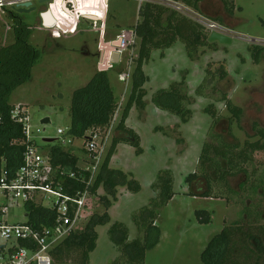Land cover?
<instances>
[{"label": "rangeland", "instance_id": "1", "mask_svg": "<svg viewBox=\"0 0 264 264\" xmlns=\"http://www.w3.org/2000/svg\"><path fill=\"white\" fill-rule=\"evenodd\" d=\"M67 1L48 0L39 3L38 0H33L35 11L23 14V20L32 29L30 44L39 51L40 59L31 70L30 80L12 92L8 102L12 106L21 105L28 109L33 136L37 138L35 144L37 148L47 152L50 147L58 145L57 131H65L70 126L68 112L73 92L86 86L96 73L104 71L108 75L110 85L115 92L116 103L119 106L114 119L113 131L106 145L107 149L115 137V128L120 113L127 103L131 90L132 74L139 49V40L133 37V32L134 27L140 21L138 17L140 1ZM167 1L169 2L144 0L142 3H159L168 6L199 24L204 31L206 29L201 23L202 19L219 26L213 21L214 18H219L227 30V27L231 28L227 31L222 27L231 42L228 45L209 42L210 47L198 50L200 58L196 62L188 59L186 50L180 43H177L171 52L166 54L165 60L159 58L160 51L152 52L149 63L143 67V72L149 77V82L144 85L145 108L149 117L147 122L152 119V114L162 116L160 124L163 126L171 124L172 121H178L179 125H183L181 129L184 133L182 135L178 131L172 136L174 138L179 135L180 138L183 137L186 150L182 156L178 157L179 151L184 146L179 145L178 147L175 145L176 142L161 133L152 134L150 139L154 142L145 147L144 156L134 157L126 166L134 170V178L140 186L146 175L149 177L153 172L152 176L155 179L158 170L162 168V170L171 171L173 175L175 195L160 211L156 222L160 229V240L155 248L145 254L144 264H202L200 256L209 241L224 227L239 220V213L244 208L255 207L258 198L249 199L242 195L229 194L230 201H226L223 198L193 197L188 194L189 189L184 180L195 171L204 141L213 142L207 138L211 127V117L198 111L206 108L211 101L196 97V89L202 81L204 83L206 79H209L204 74L207 64H212V70L216 71L217 64L224 63L228 73L227 78L216 82V90L227 93L232 104L241 108L243 114L240 122L232 123L230 134L222 135L223 139L228 143H238L241 147L245 141L257 140L254 136L253 125L257 124L264 128V53L261 63L254 65L248 48L250 45L264 47V0H228L234 5L232 16L224 11L221 0H204L200 4L202 15L181 3L173 4L170 0ZM174 5H180L183 8L179 9ZM207 13L212 15L207 16ZM206 33L209 36L211 34L208 30ZM12 42V23L7 13L0 9V47ZM113 55H117V59ZM127 74L129 78L124 77ZM183 76L185 85H187V94L194 100L189 107L192 116L186 124H181L175 116L155 109L150 100L156 91L167 89L170 82H180ZM205 93L208 95L210 91L207 90ZM215 105L221 118H229L223 104ZM44 118L50 119L49 125H40V121ZM134 118L140 119L136 124L139 128L136 130L145 138L150 124L144 125L141 122L143 117L138 111ZM37 130L39 133L36 132ZM166 131L171 133V130L166 129ZM203 132L205 139L202 137ZM213 132L221 134L219 129ZM42 139L55 141L46 143ZM82 146V141H75L73 146L64 149L79 156V167H83L82 162L86 160ZM251 166H257L258 173H260L261 169H264V153L255 154L254 164ZM251 166L247 169H252ZM228 181L230 187L237 190L242 181V175L231 177ZM196 187L197 195L206 191L204 182ZM146 191L141 187V191L134 194L136 199L132 209L146 202L143 195L150 193ZM132 195L119 200L120 208L116 204L114 209L109 210L111 223L115 220L125 224L130 240L136 237V230L131 221V213L136 209L130 211L131 208L125 207L124 204L133 197ZM36 202L40 205L38 198ZM41 205L49 206L46 201ZM260 209L259 207L258 210ZM197 211L210 214V222L199 224L195 215ZM25 212L24 204H10L2 221L10 225L26 223L28 219ZM103 212L104 208L97 196L92 201V209L88 214L85 213L78 231L85 227L92 215H101ZM108 229L109 224L96 228L98 239L96 249L90 254L89 264H111L112 260L117 257V250L108 238ZM77 256V253H73L71 260H67L66 264H72V259H76Z\"/></svg>", "mask_w": 264, "mask_h": 264}, {"label": "trees", "instance_id": "2", "mask_svg": "<svg viewBox=\"0 0 264 264\" xmlns=\"http://www.w3.org/2000/svg\"><path fill=\"white\" fill-rule=\"evenodd\" d=\"M171 1L181 3L201 14L200 4L204 0ZM221 2L224 11L232 16L233 3L228 0ZM2 9L12 23L13 42L0 47V164L4 162L5 169L13 172L22 163L25 145L21 126L11 120L10 112L14 106L10 105L8 100L12 92L30 80L31 70L38 63L40 53L30 44L32 29L23 20V15L5 7ZM138 17L140 21L134 27L133 33L139 40V49L132 74L131 90L115 128L120 136L112 139L91 189V194H95L99 188L103 190V195L98 198L104 212L101 215H92L82 230L72 233L50 253L53 264H66L67 260H71L73 253L78 256L72 259V264H89L90 254L96 249L98 239L96 228L107 224L108 238L118 253L111 264H144L145 254L159 243L160 229L156 222L160 211L175 195L171 171L161 170L157 173L151 184L154 197L131 213L136 237L130 240L127 226L121 222L111 223L108 210L117 201L119 187L131 194H137L141 191V186L131 173L112 169L109 163L120 143L130 145L137 156L143 152L138 136L126 128L125 121L131 108L142 111L146 107L144 85L148 78L144 75L142 67L150 60L152 52L160 51L163 56L164 51L180 43L184 46L188 59L196 62L200 58L198 50L210 47L211 44L208 40L209 34L203 27L168 6L145 2L139 7ZM214 19L219 26H223L219 18ZM248 51L254 65L261 63L263 46L250 45ZM217 66L215 71L212 70V64H207L204 74L209 79L202 82L196 90V97L211 101L203 112L211 117L207 138L213 142L204 141L196 169L185 178L184 183L189 189L188 194L193 197L223 198L230 201L229 194L242 195L249 199L257 197L258 203L255 207L244 208L239 213V220L230 223L214 236L201 253L200 260L202 264H264V169L258 173V167L251 166L254 164L255 154L264 153V128L254 124V136L257 140L245 141L242 147L238 143L225 142L222 135L230 134L232 123L240 122L243 113L241 108L232 104L227 93L216 90V82L224 81L228 74L224 63H218ZM185 84L183 76L179 83H171L167 89L156 91L150 99L155 108L177 117L181 124H186L192 116L189 107L193 104V99L188 96ZM207 90L210 91L208 95L205 93ZM215 104H223L229 118H221ZM117 109L107 73H96L86 86L72 94L68 112V134L75 140H84L92 131H103L109 127ZM178 129L179 126L171 133L161 128H156L155 131L172 136ZM215 129L221 130V134H215ZM174 139L177 145L184 144L180 135ZM64 149L58 142V145L47 150L52 173L56 182L64 186L63 191L66 194L75 195L77 191L84 190V184L78 180H70L69 173H75L78 179L87 175L78 169L79 156ZM248 166L252 169L248 170ZM236 175H242V181L238 189L234 190L230 187L228 179ZM203 182L206 191L197 195L196 185ZM25 211L27 222L38 229L49 227L56 216L54 211L31 203L25 204ZM195 215L199 224L210 222V214L205 211H197ZM20 245L23 246L24 243L21 242Z\"/></svg>", "mask_w": 264, "mask_h": 264}, {"label": "built area", "instance_id": "3", "mask_svg": "<svg viewBox=\"0 0 264 264\" xmlns=\"http://www.w3.org/2000/svg\"><path fill=\"white\" fill-rule=\"evenodd\" d=\"M18 0H0V9L15 4ZM183 8L180 5H174ZM202 25L209 33H225V29L213 22L202 19ZM134 35V33H133ZM135 38V35L133 36ZM125 75V78H129ZM119 110V106L117 111ZM108 128L103 131L90 132L84 140H75L65 131L58 130L57 135L61 146H73L75 141H82V150L86 155L83 167H79L87 176H78L69 173L70 180H78L84 184L83 191H77L75 195H68L63 191L64 186L56 182L53 177L51 159L48 151L43 152L35 144L36 137L31 126V116L24 106H14L10 112L11 120L20 125L23 132L25 150L22 155V163L16 171L5 169L4 162L0 166V264H53L50 253L72 233L79 230L85 213L92 209V201L97 197L91 194V189L100 172L101 165L109 149L107 142L113 131L114 119ZM2 117L0 116V125ZM44 131V130H43ZM39 133V131H36ZM43 140V139H42ZM81 148V147H80ZM45 153V154H44ZM87 177V178H86ZM39 199L40 205L37 204ZM44 201L48 207L42 206ZM31 203L54 211L56 216L49 227L35 228L28 222L10 225L2 221L7 207L10 204ZM24 245L21 246L20 243Z\"/></svg>", "mask_w": 264, "mask_h": 264}, {"label": "crops", "instance_id": "4", "mask_svg": "<svg viewBox=\"0 0 264 264\" xmlns=\"http://www.w3.org/2000/svg\"><path fill=\"white\" fill-rule=\"evenodd\" d=\"M23 1H30L31 3H32V6L34 7V5H33V0H23ZM39 1H41V0H38V2ZM48 1V0H47ZM69 1V0H68ZM67 1V2H68ZM140 1V4H139V6H141L143 3V1L144 0H139ZM164 1H166V2H169V1H167V0H164ZM171 1V0H170ZM173 4L175 3L176 4V2H173V1H171ZM69 4V3H68ZM212 12V11H211ZM208 14V16H210V15H212L211 13H207ZM222 27H224V26H222ZM225 28V27H224ZM226 29V28H225ZM227 30V29H226ZM229 31H230V29H228ZM227 30V31H228ZM177 44V43H176ZM176 44L174 45V46H172L171 48H169V49H167L166 51H164L163 52V56H161V53H160V59H162V60H165L166 59V54H169V52H171V50L173 49V47H175L176 46ZM149 63V61L147 62V63H145L144 65H143V67L146 65V64H148ZM143 67H142V71H143ZM144 73V72H143ZM144 75H145V73H144ZM147 78H148V80H147V82L146 83H148L149 82V77L147 76V75H145ZM174 80V79H173ZM173 80H171V81H173ZM181 81V80H180ZM203 82V81H202ZM171 83H179V82H170L169 84H171ZM186 83V82H185ZM201 85V84H200ZM199 85V86H200ZM187 86V85H186ZM198 86V87H199ZM198 87H197V89H198ZM112 89H113V87H112ZM186 89H187V87H186ZM196 89V90H197ZM113 93L115 94V92H114V89H113ZM187 93H188V90H187ZM115 96V95H114ZM201 99H203V98H201ZM193 103H194V100H193ZM155 109H157V108H155ZM204 109V108H203ZM203 109H201V110H198V111H200V112H203ZM158 110V109H157ZM133 111H135V112H133ZM138 110L136 109V108H131V110H130V112H129V115H128V117H127V119H126V121H125V126H126V128H128V129H130V130H132L137 136H138V138H139V144H140V147H141V149L143 150V152H142V154L140 155V156H144V154H145V147H147V145H149L151 142H154L153 140H151L150 139V137H151V135L153 134V135H155V134H157V133H161V132H156L155 131V129L156 128H161V129H164V130H174L177 126H179V129H178V131L183 135V133H184V131L181 129V126H183V125H179L178 124V121H172L171 122V124H168V125H165V126H163L162 124H160L161 123V115L160 114H156V115H154V114H152V116H151V120H150V122H147V119L149 118L148 117V115H147V113H146V108L144 109V110H142V111H138V112H140V114H141V116L143 117V119H141V122L145 125L146 123H149L150 124V126L147 128V130H146V134H145V138H143V135H142V133H140V132H138V130H136L137 128H139L136 124H137V122L140 120L139 118H134V116H135V114H136V112H137ZM169 115V114H168ZM154 116V117H153ZM158 124H160L159 126H157ZM173 128V129H172ZM144 130H145V128H144ZM140 131H142V130H140ZM117 134H119V133H117V132H115V137H119L120 135H117ZM161 134H163V133H161ZM166 138H168V139H170V140H172L173 142H175V139H174V137L173 136H171L170 134H168V135H165V134H163ZM205 135H204V132H203V134H202V137H204ZM206 137V136H205ZM205 137H204V139H205ZM182 139H183V137H182ZM144 141V142H143ZM183 141H184V139H183ZM175 145H177V143H175ZM178 147H179V145H177ZM182 146H184V148H182L180 151H179V154H178V157H180V156H182L183 155V153L185 152V150H186V145H182ZM151 148V147H150ZM152 149H154V148H152ZM173 149V148H172ZM135 155V156H134ZM134 157H138L136 154H135V151H134V149L130 146V145H128V144H125V143H120V144H118L117 145V147H116V151H115V153L113 154V156H112V158H111V160H110V163H109V167L110 168H112V169H117V170H121V171H123L124 173H131L133 176H134V174H133V172H134V170H132L129 166V168H127V163L131 160H133V158ZM168 159H170V158H168ZM117 161V162H116ZM198 161V160H197ZM80 162V161H79ZM79 164V163H78ZM163 169V168H162ZM162 169H160V170H162ZM160 170H158V171H160ZM126 171V172H125ZM130 171V172H129ZM153 173V172H152ZM152 173H151V175H149V177H151V179L148 177V175H146V177H144L143 178V184L141 185V187L143 188V190H147L146 192H150V193H145V195H143V197L146 199V202H143V204H141L142 206H144V205H146L147 203H148V201L151 199V198H153L154 197V194H153V192L151 191V184H152V182L154 181V179H153V177L154 176H152ZM155 173V172H154ZM139 174H140V172H139ZM142 176V175H141ZM135 177V176H134ZM149 179H148V178ZM197 189V188H196ZM117 192H118V195H117V201L115 202V203H113V205L111 206V208H115V205L117 204L118 206H119V208H120V199L121 198H125V197H128V196H131L132 194L131 193H129V192H127L124 188H121V187H119L118 189H117ZM131 194V195H130ZM103 195V190L102 189H99L98 191H97V196L99 197V196H102ZM133 197L131 198V199H128V201L124 204V206L125 207H129V208H131V210L130 211H133V210H135V209H138V208H140V207H142V206H135V208H133L132 209V206L134 205V203H135V195L133 194L132 195ZM142 199V198H141ZM149 199V200H148ZM136 207H138V208H136ZM111 208H109V210L111 209ZM109 210H108V214H109ZM130 213V212H129ZM113 222H118V221H113Z\"/></svg>", "mask_w": 264, "mask_h": 264}, {"label": "water", "instance_id": "5", "mask_svg": "<svg viewBox=\"0 0 264 264\" xmlns=\"http://www.w3.org/2000/svg\"><path fill=\"white\" fill-rule=\"evenodd\" d=\"M44 2H47V0L39 1V3H44ZM9 9L12 12L19 14V15L29 14L35 11V7L32 6V3L30 1H23V0H18V2H16L15 4H11L9 6ZM208 40L210 43L216 42L220 45H228L231 42L229 37H227L224 34L217 33V32H212ZM113 56L115 57V59H117V55H113ZM113 63H115V61ZM49 124H50L49 118H44L40 121L41 126H47ZM54 141L55 140L53 139H43V142H46V143H52Z\"/></svg>", "mask_w": 264, "mask_h": 264}]
</instances>
